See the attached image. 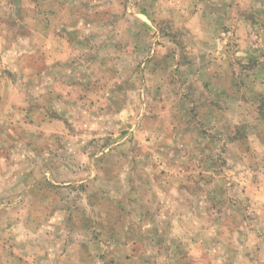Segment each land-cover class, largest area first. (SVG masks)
Here are the masks:
<instances>
[{"label": "rangeland", "instance_id": "374dc122", "mask_svg": "<svg viewBox=\"0 0 264 264\" xmlns=\"http://www.w3.org/2000/svg\"><path fill=\"white\" fill-rule=\"evenodd\" d=\"M263 102L264 0H0V264H264Z\"/></svg>", "mask_w": 264, "mask_h": 264}, {"label": "crops", "instance_id": "0c3cea01", "mask_svg": "<svg viewBox=\"0 0 264 264\" xmlns=\"http://www.w3.org/2000/svg\"><path fill=\"white\" fill-rule=\"evenodd\" d=\"M255 190H256V189H255ZM254 198H259V199L262 201L261 204H263L262 208H263V210H264V194L259 195V196H258V194H257ZM263 220H264V217H263ZM123 233H124V232H123ZM137 237H138V235L135 236V237H128L127 234H124V235L122 236V238H120V237H119V238H120L121 241H123V242H124V241H128L129 239H130L129 241H133V240H134V241H137V242H138V238H137ZM131 239H133V240H131ZM140 240L142 241V240H143V237H139V241H140ZM199 240L202 241V239H199ZM143 241H144V240H143ZM217 246L222 247L221 245H217ZM207 255H209V254H207ZM222 255H223L222 253H216V258H218L217 256L222 257ZM135 256H136V253H135ZM136 257H137V256H136ZM207 259L210 260V255L207 256ZM208 260H207V261H208ZM207 261H206V264H208ZM211 261H212V260H210V264H211Z\"/></svg>", "mask_w": 264, "mask_h": 264}, {"label": "trees", "instance_id": "16d2710c", "mask_svg": "<svg viewBox=\"0 0 264 264\" xmlns=\"http://www.w3.org/2000/svg\"><path fill=\"white\" fill-rule=\"evenodd\" d=\"M262 109H263V112H264V102L262 103Z\"/></svg>", "mask_w": 264, "mask_h": 264}]
</instances>
